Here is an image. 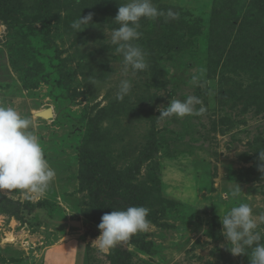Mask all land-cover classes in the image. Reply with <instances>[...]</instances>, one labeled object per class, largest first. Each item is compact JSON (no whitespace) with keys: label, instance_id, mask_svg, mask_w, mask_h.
<instances>
[{"label":"rangeland","instance_id":"374dc122","mask_svg":"<svg viewBox=\"0 0 264 264\" xmlns=\"http://www.w3.org/2000/svg\"><path fill=\"white\" fill-rule=\"evenodd\" d=\"M126 2L25 0L18 3L21 10L13 9L19 23L0 19V106L32 121L30 130L55 171L42 194L0 190L36 206L23 220L0 215V264H53L58 254L68 264L75 263L68 256L112 264L113 248L101 253L93 245L100 230L85 215L88 192L76 194L80 149L89 129L101 138L90 153L98 167H110L111 175L129 169L149 210V228L137 233L139 242L117 245L131 254L132 264H249L247 255L228 250L220 216L248 203L264 230L259 220L264 174L258 170V152L264 151V62L253 72L226 68V54L213 51L207 33L234 27L232 40L257 8L254 0H152L165 15L140 21V37L132 43L144 52L147 68L127 77L123 56L107 36L119 27L114 19ZM215 5L220 17L213 24ZM89 14L90 26L76 33L72 22ZM200 68L206 71L193 83ZM124 78L132 88L117 100ZM190 95L202 101L194 107L203 106V114L157 119L161 106ZM48 109L53 118L38 115ZM238 185L240 194L233 197Z\"/></svg>","mask_w":264,"mask_h":264},{"label":"clouds","instance_id":"9594fccd","mask_svg":"<svg viewBox=\"0 0 264 264\" xmlns=\"http://www.w3.org/2000/svg\"><path fill=\"white\" fill-rule=\"evenodd\" d=\"M165 13L158 10L152 0H127L118 8L114 22L118 28L111 30L108 39L116 46L115 51L123 56V75L129 72L135 75L147 68L146 57L142 49L133 41L139 39L140 21L154 19ZM169 18L174 13L167 12ZM93 20V15L82 16L73 21L71 28L76 33L87 29ZM88 26L85 28L84 26ZM206 70L200 68L198 74L192 76L195 83L200 80ZM132 82L121 79L116 92V99L123 100L130 94ZM202 101L195 96L184 100L171 99L168 106H161L158 120L176 117L184 118L190 115H201L206 109ZM34 127L29 118L22 117L13 107L0 106V190L18 189L32 193H44L55 176L44 157V151L38 136L30 128ZM258 170L264 174V151L258 152ZM238 185L232 196L240 194ZM149 210L145 207H129L126 210H113L101 217L98 225L100 235L93 242L99 252L106 253L121 242L128 241L133 235L149 228ZM264 221V215L259 217ZM222 235L227 241V248L233 256L247 255L249 264H264V230L258 228V218L248 203H240L232 207L225 215L220 216ZM224 245H222L223 247ZM250 250V252H249Z\"/></svg>","mask_w":264,"mask_h":264},{"label":"trees","instance_id":"16d2710c","mask_svg":"<svg viewBox=\"0 0 264 264\" xmlns=\"http://www.w3.org/2000/svg\"><path fill=\"white\" fill-rule=\"evenodd\" d=\"M24 1L0 0V19L6 20L9 25L19 23L16 14L21 10L19 4L24 3ZM253 3L257 8L245 16L246 18L241 22L232 40L229 33L234 27L228 29L224 34H217L212 29H209L207 33L211 37L212 42H215L213 51L220 52L221 57L226 54L227 62L225 67L234 68L236 69L235 72L256 71L261 66V62H264V0H254ZM11 5L12 8H10ZM15 8L18 9L17 12L13 10ZM260 12L262 13L261 15H259ZM219 17L218 7L215 5L210 16L213 24ZM210 48L212 49L213 47ZM220 61L221 59L218 60V63ZM103 113L101 112L100 114L101 120L105 119L102 117ZM88 131L80 149L79 187L76 191V194L88 192V202L85 203L87 206V210H85L86 217L99 224L101 217L107 212L126 210L129 207H144L142 190L133 184L134 178L132 177L133 175H130L129 169L123 172L118 171L111 175L110 167L106 171L98 167L99 160L90 156V153L93 151V144H98L101 138H99V132L92 133L90 129ZM74 195L73 193L70 194V196ZM35 209L36 206L30 201L28 204H24L0 193V215H8L18 220H23L25 211L33 212ZM90 234L93 233H87V235ZM136 237L137 234L133 235L127 242L131 245L138 243L139 240H136ZM112 250H114L111 255L112 264H132L131 254L123 250L121 246H116Z\"/></svg>","mask_w":264,"mask_h":264},{"label":"crops","instance_id":"0c3cea01","mask_svg":"<svg viewBox=\"0 0 264 264\" xmlns=\"http://www.w3.org/2000/svg\"><path fill=\"white\" fill-rule=\"evenodd\" d=\"M57 246L58 245H55L52 248L56 249ZM61 253L63 254V252H61ZM60 259H61L60 255L59 254L56 255L55 261H54L53 264H68V263H65L64 261H61V260H64L65 259V256H63L61 260ZM80 259H81V257L79 259H76V257H74V260H73V258L70 259V256L67 257V260H69L70 262H75V263H72V264H77V262H79V264H85V258H84V256H82V259L81 260ZM71 260H73V261H71Z\"/></svg>","mask_w":264,"mask_h":264},{"label":"bare ground","instance_id":"6f19581e","mask_svg":"<svg viewBox=\"0 0 264 264\" xmlns=\"http://www.w3.org/2000/svg\"><path fill=\"white\" fill-rule=\"evenodd\" d=\"M1 30V29H0ZM51 110V109H50ZM38 115H40V116H42V117H44V118H52L53 117V112H52V110H51V112H46L45 113V111H41V112H39V114ZM12 238V237H11Z\"/></svg>","mask_w":264,"mask_h":264},{"label":"water","instance_id":"95a60500","mask_svg":"<svg viewBox=\"0 0 264 264\" xmlns=\"http://www.w3.org/2000/svg\"><path fill=\"white\" fill-rule=\"evenodd\" d=\"M46 112H51V110L48 109V110L45 111V113H46ZM52 112H53V110H52ZM53 117H54V112H53ZM53 117H52V118H53Z\"/></svg>","mask_w":264,"mask_h":264}]
</instances>
